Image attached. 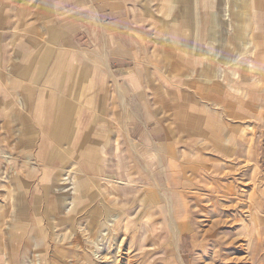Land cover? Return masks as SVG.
Segmentation results:
<instances>
[{"label": "crops", "instance_id": "1", "mask_svg": "<svg viewBox=\"0 0 264 264\" xmlns=\"http://www.w3.org/2000/svg\"><path fill=\"white\" fill-rule=\"evenodd\" d=\"M223 11V0H0V155L10 172L72 160L103 176L129 157L154 171L179 135H238L264 115L250 98L264 92V4L245 24ZM13 213L9 235L45 219L25 206ZM24 253L8 249L0 264H23Z\"/></svg>", "mask_w": 264, "mask_h": 264}, {"label": "rangeland", "instance_id": "2", "mask_svg": "<svg viewBox=\"0 0 264 264\" xmlns=\"http://www.w3.org/2000/svg\"><path fill=\"white\" fill-rule=\"evenodd\" d=\"M259 3L264 4V0H223V18L229 21L239 20L245 24L250 19L249 10L256 8ZM252 39H255L254 34ZM248 76L250 75H246L243 80ZM247 83L252 88L258 86L254 81L252 83V80ZM250 98H260L259 102L263 104L264 92L250 91ZM260 116L261 119L241 122L237 127L238 135H232V138L227 140H223L221 135H201L199 138L195 136L194 139H192L193 135H179L180 137L177 135L175 170L171 161L173 155L162 154L158 157L159 164L153 165L154 171L151 173L146 170L148 166L145 161L139 159L137 163L129 157L121 171L103 176L79 171V167L74 165L72 160H67L63 169L57 172H28L24 175L23 172L16 171L14 175V172L9 170L10 166L13 169L14 164L4 149L6 154L0 155V230H8V227L12 226L7 219L9 211L17 212L25 206L32 215L41 212L45 217V219H37L36 224L32 225L33 228L35 226L41 229V235L37 229V234L27 237L29 242L25 241L24 248L30 245L32 249L30 253L33 255L28 253L29 257L31 256L30 260L33 257L35 263L31 264H58L59 262L61 264H99L101 262L102 264H181L176 254V245L172 243L173 232H171L170 220L166 219V215L164 219L161 218L162 216L159 218L160 209L156 202L160 187L166 195L180 196L193 214L187 220L189 232L182 235L179 242L184 264L215 262V264H264V243H262L264 242V225L260 227L262 238L260 241L257 239L258 233L254 234L246 229L242 232L244 227L249 225L252 227L253 224L246 209L243 210L247 217L244 219L246 223L238 218L239 210L231 209L232 222L227 225L218 224L217 220L220 218L214 211V203L208 201L209 196H219L220 199L230 197L233 202H227L226 205H237L238 208L245 204L242 200L249 198L252 193L264 196V115ZM168 160L170 164L167 163ZM214 170L223 174L229 173L231 176H228V179H220L222 176L218 177ZM209 171L218 178L207 175ZM67 176L73 181L71 184L73 186L63 185ZM14 177L17 182L20 181L21 187L13 186ZM129 177H132L131 181L134 185L137 184V189L132 194L127 191ZM173 177L175 184L172 181ZM70 186L71 190H69ZM214 186H217L215 187L217 192H212L209 188ZM127 194L132 195L130 196L131 205L127 204ZM22 196L25 198L43 196L44 199H50L53 202L25 205L9 203L11 199ZM70 200L75 202V206L73 205V211L68 212ZM66 202H68V208L64 206ZM129 206L132 210L130 211L131 222L128 224L126 215H128ZM235 215L237 220L233 218ZM70 218L75 221L70 222ZM90 224H93V227L89 226ZM126 224L128 226L125 229ZM102 226L105 228L103 229ZM91 227L92 232L89 229ZM104 233H107L106 238ZM108 237L112 238L108 241ZM3 238L9 246L10 235L6 233ZM234 240L235 244L232 243ZM251 240L253 241L250 242ZM5 251L0 254H7ZM60 252L66 255L63 256ZM96 253H99L101 258H97ZM230 255L238 260L232 262L228 257ZM251 257H254L253 260ZM23 264H27L26 260Z\"/></svg>", "mask_w": 264, "mask_h": 264}, {"label": "bare ground", "instance_id": "3", "mask_svg": "<svg viewBox=\"0 0 264 264\" xmlns=\"http://www.w3.org/2000/svg\"><path fill=\"white\" fill-rule=\"evenodd\" d=\"M249 46H250V44H249ZM254 49V48H253ZM235 62V61H234ZM95 65V64H94ZM121 92V91H120ZM259 117H261L260 115H258ZM258 119H261V118H258ZM217 136V135H216ZM177 152V151H176ZM235 152V151H234ZM182 154V153H181ZM175 155H176V153L172 156V161H173V170H175L176 168H175V166H174V163L176 162V157H175ZM232 156V155H231ZM228 157V156H227ZM226 157V158H227ZM191 158V157H190ZM188 160V159H187ZM213 160V159H212ZM180 161V160H179ZM182 162H183V160H182ZM189 162V161H188ZM186 163V162H185ZM209 163V162H208ZM222 163V162H221ZM170 164V163H169ZM217 164V163H216ZM213 165H215V163H213ZM200 166V165H199ZM2 167V166H1ZM4 167V166H3ZM164 167H165V165H164ZM213 167H215V166H213ZM218 167V166H217ZM217 167H215V168H217ZM162 168V167H161ZM170 168V167H169ZM260 168V167H259ZM163 169V168H162ZM179 169V168H178ZM214 169V168H213ZM219 169H220V166H219ZM147 171H149L150 173L152 172V170H150L149 168H147L146 169ZM158 170H159V168H158ZM180 171V170H179ZM215 171V170H214ZM163 172V171H162ZM167 172H168V170H167ZM255 172V171H254ZM164 173V172H163ZM12 174V173H11ZM171 174V173H170ZM207 175H212L211 177H216V178H218V177H220V175L222 176L220 179H222V178H225V179H228L227 177L228 176H231V174H229V173H225V174H223V172H219V171H215V174L216 175H218V177L216 176V175H214V173H211L210 171L209 172H207L206 173ZM149 175V174H148ZM152 175V174H151ZM151 175H149V176H151ZM233 175V174H232ZM153 177V176H152ZM174 178V177H173ZM131 179H132V177H129V183L127 184V191H129V193H134L135 191V189H137L136 187V185L137 184H135L134 185V183L131 181ZM155 179V178H154ZM153 179V180H154ZM169 179V178H168ZM177 180V179H176ZM173 181V184H175L174 182H175V178L172 180ZM213 181V180H212ZM222 181V180H221ZM225 181V180H224ZM64 184L63 185H71V184H73V181L70 179V177L69 176H67V178H65V180H64V182H63ZM243 183V182H242ZM140 184V183H139ZM156 184H157V182H156ZM158 185V187H159V184H157ZM220 185V184H219ZM71 186H73V185H71ZM70 186V187H71ZM171 186H173L172 184H171ZM209 186V185H208ZM259 186V185H258ZM63 187V186H62ZM75 187V186H74ZM142 187V186H141ZM147 187V186H146ZM215 187H217V186H214V187H209L210 188V190L212 191V192H217L216 190H217V188H215ZM66 188V187H65ZM154 188V187H153ZM176 188V187H175ZM206 188V187H205ZM209 188H207V190H209ZM246 188V187H245ZM72 189V187L69 189V190H71ZM167 189V188H166ZM169 189V188H168ZM238 189V188H237ZM252 189V188H251ZM254 189V188H253ZM69 190H67V191H69ZM250 190V189H249ZM73 191V190H72ZM133 191V192H132ZM170 191V190H169ZM168 191V192H169ZM174 191V190H173ZM178 191V190H177ZM237 191V190H236ZM251 191V190H250ZM183 192V191H182ZM205 192V191H204ZM70 193V192H69ZM128 193V194H129ZM144 193V192H143ZM209 193V192H208ZM71 194V193H70ZM127 194V204L128 205H131V197L130 196H132L131 194H130V196ZM213 194V193H212ZM245 194V193H244ZM214 195H216V194H214ZM224 196H226V195H224ZM67 197V196H66ZM222 197V196H221ZM233 197H235L234 195H233ZM264 197V196H263ZM263 197H261V196H258V195H256V194H251L250 196H249V198H246V199H243L242 200V202H244L245 204H243L242 206L240 205L238 208H237V205L235 206H227L226 205V203L227 202H233L232 201V199H230V197L228 198V197H222V199H220V197L218 196V197H214V196H209V199H208V201H212L214 204H213V206H214V211L216 212V214H218L217 216L220 218V220H217V223L218 224H225V225H227V224H229L230 222H232V220L233 219H231V214H230V211H231V209H234V210H239L240 212H239V215H238V218L243 222V223H246V220H244V219H246L247 217L245 216V214H244V212H243V210L244 209H246L247 210V214H248V217L251 219V222L253 223L252 224V227H250V225L249 226H247L246 228L244 227L243 228V231L242 232H244V231H246V230H251L252 232H254V234L255 233H258V238L257 239H259L260 241L262 240V238L260 237L261 236V226H262V224L264 225V200H263ZM235 198H237V197H235ZM157 202H156V204H159V209H160V213H159V218H160V216H162L161 218H163L164 219V216L166 215V219H168V220H170L169 222H170V224H171V232H173V238H172V243L174 244V245H176V251H177V253L176 254H178L177 256H179V259H180V262H181V264H184V261H183V257L181 256V252H180V247H179V242H180V238H181V236L182 235H184L185 233H188L189 232V225L187 224L188 222H187V220H189V218H191V215H193V214H191V212L189 211V208H188V206H187V204H185V202L182 200V198L180 197V196H178V195H173V194H167L166 195V193H164V191L159 187V189H158V196H157ZM189 200V199H188ZM194 200V199H193ZM71 202H70V209L69 210H67L68 212H71V211H73L72 209H73V205L75 206V202H72V200H70ZM76 201V200H75ZM13 202H14V200H13ZM209 202V203H210ZM61 203V202H60ZM204 203V202H203ZM151 204V203H150ZM233 204V203H232ZM242 204V203H241ZM62 204H60V206H61ZM68 202H66V204L64 205V206H66L67 208H68ZM71 205H72V207H71ZM230 205V204H229ZM154 206V205H153ZM157 206V205H156ZM207 206V205H206ZM12 207V206H11ZM15 207V206H14ZM13 207V208H14ZM155 207V206H154ZM191 207V206H190ZM197 207V206H196ZM132 210V207L131 206H129V208H128V215H126V222L129 224L130 222H131V218H130V211ZM12 211V210H11ZM63 211V210H62ZM149 211V210H148ZM158 211V210H157ZM168 211V212H167ZM213 210H211V212H212ZM208 212H209V210H208ZM207 212V213H208ZM66 213V212H65ZM210 213V212H209ZM12 214H14L13 213V211H12ZM162 214V215H161ZM205 214V213H204ZM235 214V213H234ZM238 214V213H237ZM198 215V214H197ZM14 216V215H13ZM206 217H208V216H206ZM60 218H62V217H60ZM92 218H93V216H92ZM95 218V217H94ZM212 218V217H211ZM233 218H234V220H237V216L235 215V216H233ZM65 219V218H64ZM77 219V218H76ZM210 219V218H209ZM63 221H67V220H63ZM72 221V218H70V222ZM75 220H73L72 221V223L74 222ZM111 221V220H110ZM161 221V220H160ZM159 221V222H160ZM168 222V223H169ZM90 223V222H89ZM92 223H94V222H92ZM157 223H158V221H157ZM36 223H34L33 225H35ZM95 224V223H94ZM93 225V224H92ZM91 224L89 225V226H92ZM84 226V225H83ZM110 226V225H109ZM127 224L125 225V229L127 228ZM88 227V226H87ZM93 227V226H92ZM92 227L91 228H89L90 230L92 229ZM103 227V229L105 228L104 226H102ZM261 227V228H260ZM94 228H95V226H94ZM81 229V228H80ZM168 229H170L169 227H168ZM246 229V230H245ZM17 230L19 231V227L17 226ZM36 230H37V227H35L34 226V228H33V230H32V232H31V235H33V233H35L36 232ZM157 230H158V228H157ZM77 231V230H76ZM101 231V230H100ZM127 231V230H126ZM264 231V230H263ZM20 232H23V230H21ZM38 232H39V235H41V232L38 230ZM91 232H92V230H91ZM97 233V232H96ZM29 234V233H28ZM63 234V233H62ZM61 234V235H62ZM113 234V233H112ZM165 234V233H164ZM31 235H10V237H11V242H10V247L7 245V243H5L4 242V235L2 234V231H1V235H0V253L2 252V251H5V253L7 252V250L8 249H11L12 251H17V249L19 248V247H21V246H24L25 245V241H28L29 242V240H28V238L27 237H29V236H31ZM71 235H74V233L72 234L71 233ZM77 235V234H76ZM75 235V236H76ZM101 235H102V233H101ZM104 236L105 235H107V233H104L103 234ZM60 236V235H59ZM70 236V235H69ZM171 237H172V235H170ZM169 236V237H170ZM253 236V235H252ZM252 236H251V238H252ZM73 237V236H72ZM102 237V236H101ZM162 237V236H161ZM257 237V236H256ZM63 238V237H62ZM77 238V237H76ZM105 238H106V236H105ZM112 238V237H111ZM110 238V239H111ZM238 238V237H237ZM70 239V238H69ZM75 239V238H74ZM78 239V238H77ZM100 239V238H99ZM109 239V237H108V241L110 240ZM240 239V238H239ZM249 239H250V237H249ZM76 240V239H75ZM104 241V240H103ZM253 240H251L250 242H252ZM259 241V242H260ZM62 242V241H61ZM64 242V241H63ZM71 242V241H70ZM73 242V241H72ZM79 242V241H78ZM77 242V243H78ZM91 242V241H90ZM96 242V241H95ZM98 242H100V241H98ZM200 242V241H199ZM235 242V240L234 241H232V243L233 244H235L234 243ZM77 243H76V245H77ZM237 243V242H236ZM262 243H264V242H262ZM95 244V243H94ZM108 244V243H107ZM107 244H105V245H107ZM232 244V245H233ZM252 245V244H251ZM258 245V244H257ZM263 245V244H262ZM26 246V245H25ZM88 246V245H87ZM256 246V245H255ZM254 246V247H255ZM30 245H28V247H26V249H25V256L22 258V261L24 262V260H26V263L27 264H31V263H35V261H33V257L31 258V260H30V257L33 255V254H31L30 252H31V250L32 249H30ZM75 247V246H74ZM73 247V248H74ZM261 247V246H260ZM64 248V247H63ZM91 248V247H90ZM100 248V247H99ZM224 248V247H223ZM243 248V247H242ZM262 248V247H261ZM71 249V248H70ZM254 249V248H253ZM87 250V249H86ZM105 250V249H104ZM231 250V249H230ZM250 250H251V248H250ZM262 250V249H261ZM72 251V250H71ZM70 251V252H71ZM76 251V250H75ZM119 251V250H118ZM174 251H175V247H174ZM206 251V250H205ZM221 251H223V250H221ZM31 254V256L29 257V253ZM111 252V251H110ZM211 252V251H210ZM225 252V251H224ZM234 252V251H233ZM232 252V253H233ZM245 252V251H244ZM260 252V251H259ZM10 253V251L8 252V254ZM59 253V252H58ZM63 256L64 255H66V254H64V253H62V252H60ZM72 253V252H71ZM73 253H75V252H73ZM117 253V252H116ZM257 253V252H256ZM2 254V253H1ZM7 254V255H8ZM49 254V253H48ZM52 254V253H51ZM92 254V253H91ZM175 254V253H174ZM234 254V253H233ZM245 254H246V252H245ZM248 254V253H247ZM257 254H262V253H257ZM4 255V254H3ZM0 256L1 257V260H4V256ZM71 255H74V254H71ZM70 255V256H71ZM252 255H254V254H252ZM10 256V255H9ZM8 256V257H9ZM41 256V255H40ZM50 256V255H49ZM96 256H97V258H99L100 257V255H99V253H96ZM106 256V255H105ZM117 256V255H116ZM115 256V257H116ZM127 256V255H126ZM208 256V255H207ZM247 256V255H246ZM54 257V256H53ZM229 257V259L232 261V262H234L235 260H238V259H236V258H232L233 256L232 255H230V256H228ZM263 257V256H262ZM55 258V257H54ZM53 258V259H54ZM101 258V257H100ZM213 258V257H212ZM219 258V257H218ZM252 258V257H251ZM250 258V259H251ZM254 258V257H253ZM253 258H252V260H253ZM7 259V258H6ZM5 259V260H6ZM41 259V258H40ZM51 259V258H50ZM82 259V258H81ZM93 259V258H92ZM245 259V258H244ZM94 260V259H93ZM100 260V259H99ZM111 260V259H110ZM213 260V259H212ZM219 260V259H218ZM7 261V260H6ZM95 261V260H94ZM101 261V260H100ZM251 261V260H250ZM8 262H9V259H8ZM122 262V261H121ZM51 263V262H50ZM60 263V262H59ZM58 263V264H59ZM111 263V262H110ZM117 263V262H116ZM130 263V262H129ZM216 263V262H215ZM215 263H213V264H215ZM246 263V262H245ZM54 264V263H53ZM61 264V263H60ZM99 264H102V262L101 263H99ZM118 264V263H117ZM128 264V263H127ZM263 264V263H262Z\"/></svg>", "mask_w": 264, "mask_h": 264}]
</instances>
